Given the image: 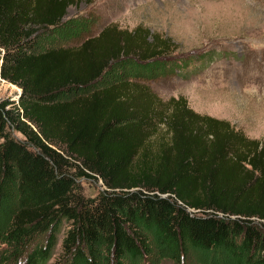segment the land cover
Returning <instances> with one entry per match:
<instances>
[{"label": "trees", "instance_id": "16d2710c", "mask_svg": "<svg viewBox=\"0 0 264 264\" xmlns=\"http://www.w3.org/2000/svg\"><path fill=\"white\" fill-rule=\"evenodd\" d=\"M78 2L0 0V81L21 89L0 99V264H46L64 224L58 264L137 261L149 235L178 261L197 249L264 264V142L147 81L205 54L114 23L53 45L92 23L66 18ZM81 178L106 189L87 195Z\"/></svg>", "mask_w": 264, "mask_h": 264}, {"label": "rangeland", "instance_id": "374dc122", "mask_svg": "<svg viewBox=\"0 0 264 264\" xmlns=\"http://www.w3.org/2000/svg\"><path fill=\"white\" fill-rule=\"evenodd\" d=\"M80 15L92 23L53 45H79L111 23L129 30L142 25L170 37L176 47L173 56L205 55L147 80L152 90L164 100L183 96L194 111L226 119L264 142V0H79L69 5L66 18ZM20 90L17 84L1 79L0 99L17 103ZM163 136L168 135L161 128L153 144ZM80 182L87 195L106 189L102 179L81 178ZM66 227L46 264H58ZM149 244L148 256L126 263L240 264L222 250L189 249L178 261L166 255L152 235Z\"/></svg>", "mask_w": 264, "mask_h": 264}]
</instances>
